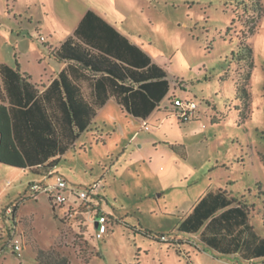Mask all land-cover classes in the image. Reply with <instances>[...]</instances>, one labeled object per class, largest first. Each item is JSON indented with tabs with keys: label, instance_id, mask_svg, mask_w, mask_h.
I'll return each mask as SVG.
<instances>
[{
	"label": "rangeland",
	"instance_id": "obj_1",
	"mask_svg": "<svg viewBox=\"0 0 264 264\" xmlns=\"http://www.w3.org/2000/svg\"><path fill=\"white\" fill-rule=\"evenodd\" d=\"M254 3L0 0V61L21 64L34 74V83L43 85L58 71L35 40L37 30L52 35L54 43L63 41L92 9L178 79L171 83L176 98L198 105L186 122L167 101L141 120L111 99L47 182L66 180L62 206L55 207L46 194L32 195L33 170L0 164V264H37L39 251L69 264H242L234 257L214 258L203 246L197 249L176 229L210 187H226L250 207L257 224L264 223V0ZM242 41L253 52L251 115L243 124L235 87L244 63L231 61ZM257 178L262 187L255 186ZM94 185L97 203L71 195ZM98 213L112 222L104 235L93 224ZM156 235L166 241H156Z\"/></svg>",
	"mask_w": 264,
	"mask_h": 264
},
{
	"label": "trees",
	"instance_id": "obj_2",
	"mask_svg": "<svg viewBox=\"0 0 264 264\" xmlns=\"http://www.w3.org/2000/svg\"><path fill=\"white\" fill-rule=\"evenodd\" d=\"M254 1V5H259L260 0ZM35 40L48 51L52 50L51 56L56 60L68 65L48 86L41 87L33 82L30 75L21 72L18 63L15 67L0 63L1 165L33 170L30 172L33 176L53 180L55 175L52 172L58 168L61 159L83 134L90 131L98 110L111 99L123 111L141 120L149 118L165 101L175 107L174 103L179 99L172 94L171 85L174 79H178L91 10L85 13L74 34L58 48L51 49L45 43L46 37L39 32ZM239 51L231 53V61L244 63V72L235 87V99L239 102L236 109L243 124L251 115L249 80L253 52L245 41L240 42ZM225 72L226 77L228 70ZM260 136L264 140V131ZM36 169L43 171L35 172ZM256 187H260V182ZM231 193L227 188L220 190L219 195L225 198L221 206L233 205L228 214L242 211L247 218L250 207L238 202ZM206 199L200 201L180 228L191 220ZM215 211L209 210L204 220ZM222 216L229 219L230 215L224 213ZM107 224L112 225L111 220ZM162 237L156 235L155 239L162 243ZM36 262L69 264L64 257L42 251L37 253Z\"/></svg>",
	"mask_w": 264,
	"mask_h": 264
},
{
	"label": "crops",
	"instance_id": "obj_3",
	"mask_svg": "<svg viewBox=\"0 0 264 264\" xmlns=\"http://www.w3.org/2000/svg\"><path fill=\"white\" fill-rule=\"evenodd\" d=\"M89 10L93 11L95 14L103 18L107 23L112 25L119 33H121L116 27L115 23L110 22L108 19L99 15L94 10L92 9H89ZM37 32L40 33V30H37ZM74 32L71 35H68L63 41H59L57 43H54L52 41L53 40L52 35H49V36L45 34L43 35L46 37V40L48 39L50 40L49 42L47 41L48 42L47 44L51 47V49H54V48H58L60 44L64 42L68 37L72 36ZM121 34L125 36L132 44L142 49L140 45L131 41L127 35L123 33ZM48 56L49 58L53 59L54 63L58 65L57 66L58 71L57 73H55L53 77L48 79V81H46L45 84L39 85L41 87L48 86L57 77V74L61 70H63L65 67H67L68 65V63L66 62L56 60L53 56L49 54V51H48ZM0 63H5L11 67H15V65L14 66L11 65L9 62L0 61ZM157 64L166 69L164 65H161L159 63ZM19 67H20L21 72L30 75L32 77L33 82L35 81V76L31 71L24 70L21 64L19 65ZM26 170H29V169H25L24 171ZM30 175L32 176L30 178L31 179L30 181H34L35 183L37 181H40L41 179L40 177L33 176L31 173ZM47 182L48 181H45L44 183H47ZM258 182H260V186L262 187V182L257 178L256 185ZM222 189H226V187L217 188V189H213L211 187L208 188L206 192L196 201L193 208L189 212L181 216V218L179 219V222L177 223V229H176L177 232L180 234L189 236L194 241L192 244L197 249H199L200 246H203L204 249L211 252L212 256L217 259L234 257L236 259H239L242 264L251 263V262L258 261V260H264V223L262 225L257 224L254 221L255 214H253L252 212L246 215L247 218H245L242 211H232L231 214H228L230 213L229 210L232 209L234 206L230 205L224 208L221 206L222 203H225V198L222 195H219L220 190ZM248 189H251V188L248 186ZM261 191H262L261 196L264 198V191L262 190V188H261ZM228 192L231 193L229 189H228ZM205 197H207L206 201L197 209L196 213L192 216L191 220H189V222L183 228H180V225L191 214L194 213L196 206ZM98 198H99V194L98 196L93 198L92 203H97ZM251 199H254V200L256 199L259 201L258 198H251ZM209 210L210 211L216 210V211L215 213L212 214V216L209 219L204 220L205 216H207V214L209 213ZM224 213H227V215H230L229 219L226 218V216L225 217L222 216ZM95 220H96V217L93 220V224H95ZM95 229H96V224H95ZM207 251H206V254H208Z\"/></svg>",
	"mask_w": 264,
	"mask_h": 264
},
{
	"label": "built area",
	"instance_id": "obj_4",
	"mask_svg": "<svg viewBox=\"0 0 264 264\" xmlns=\"http://www.w3.org/2000/svg\"><path fill=\"white\" fill-rule=\"evenodd\" d=\"M42 40H44V38H42ZM174 104L175 108L179 110V118L185 122L188 121L190 115H192L198 109V105L192 100L183 101L181 99H177ZM67 187L68 185L66 180L61 177H57L54 183H33L30 187V191L33 196L47 194L52 203L57 207L66 203ZM98 189V186L94 185L89 187V190L87 191H72L71 194H73L77 200L87 204L92 203L93 198L98 196ZM8 212L11 213L12 210L9 209ZM108 221L109 219L105 213H98L95 220L97 232L104 234L108 228ZM161 241H166V237L163 236ZM13 249L14 251L20 250V245L18 242H15Z\"/></svg>",
	"mask_w": 264,
	"mask_h": 264
}]
</instances>
